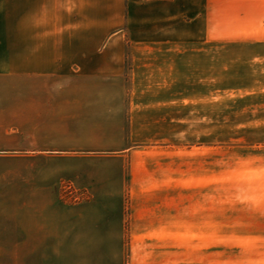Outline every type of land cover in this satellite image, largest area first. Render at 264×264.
I'll return each instance as SVG.
<instances>
[{"label": "rangeland", "instance_id": "1", "mask_svg": "<svg viewBox=\"0 0 264 264\" xmlns=\"http://www.w3.org/2000/svg\"><path fill=\"white\" fill-rule=\"evenodd\" d=\"M66 2L0 0V47L18 57L0 68V129L14 132L0 133L6 164L27 156L20 148L28 135L12 122L27 119L33 105L27 48L63 44ZM92 7L101 18L113 12L126 19V0H94ZM168 10L177 20L156 19L155 29L176 32L181 51L206 52V64L203 54H181L190 60L181 64L178 102L159 103L162 117L146 121L139 163L132 182L126 179L123 240L48 247L46 261L33 260L35 247L0 244V264H264V79L259 61H249L264 37V0H180ZM126 30L121 22L114 32L127 41ZM61 199L88 197L65 183Z\"/></svg>", "mask_w": 264, "mask_h": 264}, {"label": "crops", "instance_id": "2", "mask_svg": "<svg viewBox=\"0 0 264 264\" xmlns=\"http://www.w3.org/2000/svg\"><path fill=\"white\" fill-rule=\"evenodd\" d=\"M126 1V19L117 21L113 12L93 14L94 0H67L59 18L63 44L27 48L33 105L27 119L12 122L29 143L20 148L26 157L0 159V244L35 247V261L48 260L52 246L123 240L126 179L132 182L139 163L146 121L162 117L159 103L178 102L181 64L190 60L181 54H203L206 64V52L181 51L176 32L155 29L156 19L177 20L168 9L180 0ZM40 13L46 23V8ZM121 22L127 41L114 32ZM257 42L249 61H259L264 79V37ZM5 53L0 47V68L18 59ZM4 115L0 107V127ZM65 183L88 200L64 202Z\"/></svg>", "mask_w": 264, "mask_h": 264}]
</instances>
